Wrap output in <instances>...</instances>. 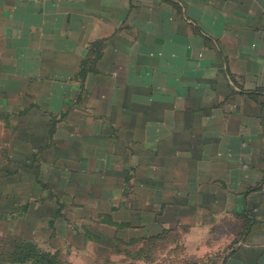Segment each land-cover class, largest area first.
Segmentation results:
<instances>
[{"label":"crops","instance_id":"crops-1","mask_svg":"<svg viewBox=\"0 0 264 264\" xmlns=\"http://www.w3.org/2000/svg\"><path fill=\"white\" fill-rule=\"evenodd\" d=\"M12 119L10 168L97 202L99 242L264 264V0H0Z\"/></svg>","mask_w":264,"mask_h":264},{"label":"rangeland","instance_id":"rangeland-1","mask_svg":"<svg viewBox=\"0 0 264 264\" xmlns=\"http://www.w3.org/2000/svg\"><path fill=\"white\" fill-rule=\"evenodd\" d=\"M18 122L16 119L0 121V264H22L15 260L17 258H12L13 262L8 260L17 241L21 243V237L32 248L55 255L60 264H192L197 260V253L176 245L180 237L174 233L157 238L153 247L144 242L128 246L112 240L106 245L95 239L102 234L103 228L102 218L97 216L100 212L93 207L97 202L90 204L85 193L82 197H72L67 191V194L56 196L58 193L53 191L51 181L41 176L37 178L36 159L26 170L10 168L15 166L13 160L22 157L11 152L22 140L18 137L21 132ZM32 153L29 157L36 158V152ZM38 172L44 177L58 171L42 168ZM66 174L62 172L61 177L65 179ZM87 189L90 188L85 191ZM52 198L56 203L43 201ZM144 246L145 255L138 256L137 248ZM215 247L206 253L214 252Z\"/></svg>","mask_w":264,"mask_h":264},{"label":"trees","instance_id":"trees-1","mask_svg":"<svg viewBox=\"0 0 264 264\" xmlns=\"http://www.w3.org/2000/svg\"><path fill=\"white\" fill-rule=\"evenodd\" d=\"M18 166L21 167L22 170H26L25 168L30 167V166L25 165V167L23 168V166L20 163H18ZM30 170H32V169H30ZM5 174H7V170L5 171ZM36 175H37V173H36ZM34 187H35V184L33 186V189H34ZM57 193H60V191L59 192L57 191ZM43 201H45V202H47L49 204L50 203H52V204L54 203L50 199H44ZM53 215H55V214H53ZM50 223L52 224V220H51ZM157 238H149V239L138 240V241L129 240L128 243H125V244L128 245V246H134V245H136V242H144L145 244H150L153 247V245H155V244H153L154 243L153 241L156 240ZM19 240H21V243H19L17 241V246L15 248V251L13 253L9 254V256H8V260H10L11 262H13L11 260L12 258H14V259L17 258L15 260L19 261L22 264H26V263L27 264H60V263H57L56 256L52 255L50 252H46L44 250H40L38 248H35L34 246H33L34 248H32V246L28 245L29 242H26L25 239H23L22 237L19 238ZM146 251H147V249H146L145 246L143 248L141 247V248L137 249V255L138 256L141 255V254L145 255ZM144 258H146V257H144Z\"/></svg>","mask_w":264,"mask_h":264}]
</instances>
